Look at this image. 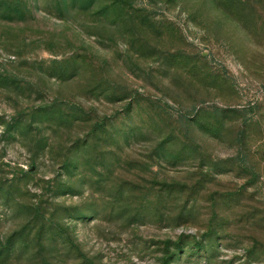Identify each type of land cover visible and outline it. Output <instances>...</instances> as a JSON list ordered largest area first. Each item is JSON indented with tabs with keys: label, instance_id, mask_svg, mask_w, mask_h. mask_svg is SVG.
I'll use <instances>...</instances> for the list:
<instances>
[{
	"label": "rangeland",
	"instance_id": "374dc122",
	"mask_svg": "<svg viewBox=\"0 0 264 264\" xmlns=\"http://www.w3.org/2000/svg\"><path fill=\"white\" fill-rule=\"evenodd\" d=\"M0 264H264V0H0Z\"/></svg>",
	"mask_w": 264,
	"mask_h": 264
}]
</instances>
